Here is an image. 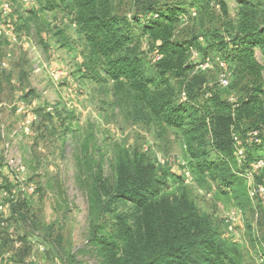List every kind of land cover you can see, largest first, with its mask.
Wrapping results in <instances>:
<instances>
[{
    "label": "rangeland",
    "instance_id": "rangeland-1",
    "mask_svg": "<svg viewBox=\"0 0 264 264\" xmlns=\"http://www.w3.org/2000/svg\"><path fill=\"white\" fill-rule=\"evenodd\" d=\"M175 1L113 3L117 13L132 19L142 15L145 5ZM226 1L234 16L236 0ZM211 2L219 13L216 0ZM186 20L178 35L184 37L191 30L200 34L195 22ZM141 42L146 69L152 74L156 52L149 51L147 39L141 38ZM83 49L75 25L59 10H44L40 0H0V172L14 183L5 184L7 199L16 190L19 198L28 199L37 232L58 239L65 258L71 254L77 264H108V249L119 262L126 261L134 244L148 240L152 224L146 218L147 207L122 201L96 222L98 212L88 174L94 168L103 187L113 190L120 157L131 162L142 158L156 172L154 184L161 192L153 208L156 213L163 205L181 215L187 214L191 204L196 207L197 227L180 226L179 240L206 228L221 242L238 246L242 261L233 264H264V210L249 199L246 204L235 198L216 181L198 180L188 167L182 133L145 123L130 104L115 96L112 83L92 82L81 75ZM217 57L220 55L209 54L212 68L203 73L193 69L192 75L200 76L203 90H220L225 97L237 99L239 89L219 86L222 69ZM257 59L264 66L260 52ZM228 69L235 84L234 65ZM181 89L186 91L185 85ZM254 156L263 159L264 149ZM20 168L24 171H17ZM186 172H190L188 177ZM263 176L258 174L256 180ZM233 212L239 221L229 234L225 221ZM94 227L99 236H106L107 243L90 242ZM159 233L166 243V225ZM47 245L43 254L35 250L36 260L30 264H63L51 243Z\"/></svg>",
    "mask_w": 264,
    "mask_h": 264
},
{
    "label": "trees",
    "instance_id": "trees-1",
    "mask_svg": "<svg viewBox=\"0 0 264 264\" xmlns=\"http://www.w3.org/2000/svg\"><path fill=\"white\" fill-rule=\"evenodd\" d=\"M40 1L44 10H59L75 25L84 48L81 52L84 61L78 70L81 75L92 82L112 83L115 96L130 104L145 123L181 132L188 167L194 176L198 180L209 178L218 182L247 204V182L241 175L250 163L262 159H256L254 153L264 149V66L257 59L258 52L264 57V0H236L238 9L234 16L226 0H216L219 13L213 9L211 0L151 3L144 6L141 16L132 19L117 13L113 0ZM188 12H192L190 17H187ZM184 18L187 22L194 21L200 34L191 30L190 34L179 36ZM141 38L149 42V51L161 56L154 62L152 74L146 69ZM193 51L205 58L211 53L219 54L234 65L236 83L231 81L229 88L239 89L237 99L231 101L220 90H203L198 82L200 76L192 75ZM184 85L188 97L181 101ZM254 131L258 132L259 143L248 136ZM234 135L244 140L247 148V161L242 167L235 158ZM155 173L154 167L145 165L142 158L131 162L122 155L115 188L109 190L103 187L95 169H89L98 212L96 222L109 213L113 205L128 201L139 208L147 207L146 218L152 224L147 242L134 244L127 252L126 261L119 262L114 252L109 253L107 249L108 264L241 262L236 244L221 242L206 228L178 239L180 226L186 225L189 230L197 227L194 225L196 207L191 204L187 214L181 215L176 209L163 205L162 211L156 213L153 208L161 192L154 184ZM258 181L264 182V176ZM12 212L19 221L32 227L33 233L28 237L50 242L63 264H77L71 254L65 258L58 239L53 241L37 232L28 199L15 202ZM162 225H166L168 231L166 243L159 233ZM92 232L90 242H108L106 236L97 234L96 227ZM2 240L5 247H10L9 238ZM24 242L19 252L20 261L31 251V246Z\"/></svg>",
    "mask_w": 264,
    "mask_h": 264
},
{
    "label": "built area",
    "instance_id": "built-area-1",
    "mask_svg": "<svg viewBox=\"0 0 264 264\" xmlns=\"http://www.w3.org/2000/svg\"><path fill=\"white\" fill-rule=\"evenodd\" d=\"M33 1V0H32ZM192 15L195 17L196 12H193ZM201 56L200 53L197 51H193L191 54L190 62L195 66V69L200 72H207L212 68V61L210 58H203L202 61H199V57ZM161 58L160 54L155 53V61H158ZM218 65L222 69V73L220 74L219 79V86L223 89L229 88L232 80V71H230L229 65L230 63L223 59L222 57H217ZM187 93L182 92L180 94V100L185 101L187 100ZM234 101V99H230ZM249 137L255 139L257 143H259L258 132H250L248 134ZM234 142H235V158L237 160V164L239 167L245 165L247 161V148L242 140L238 135H234ZM250 145V144H248ZM160 164H165L164 160H160ZM17 171L23 172L24 168H20ZM258 174H264V159H259L249 164V167L245 170V172L241 175L245 178L247 182V192L251 204L255 207H259L264 210V182H259L256 180V176ZM185 175L188 177L190 172H186ZM33 191V190H32ZM0 210H3V207H0ZM239 216L237 213L233 212L229 216H227L225 221V227L229 234L235 232V228L238 225Z\"/></svg>",
    "mask_w": 264,
    "mask_h": 264
},
{
    "label": "crops",
    "instance_id": "crops-1",
    "mask_svg": "<svg viewBox=\"0 0 264 264\" xmlns=\"http://www.w3.org/2000/svg\"><path fill=\"white\" fill-rule=\"evenodd\" d=\"M1 176L4 178H2ZM6 183H12L14 185L9 175L7 176V174L0 172V207H3V210H0V213L2 212V216L0 217V263L30 264L32 261L36 260L35 250H37V252L39 253H41L42 251L41 254H43L44 249L46 250V246L48 247V245L46 242L38 240L36 237H28L33 233L32 227L29 224L19 221L12 212V205L21 198H19L16 190L14 193H11L12 199H7V193L4 190ZM4 199L5 202L3 201ZM1 204H3L4 206H1ZM4 237L9 238L10 247H5L3 245L2 239ZM24 240H26L27 243L31 246V251L27 256L24 257L23 261H20L19 252L24 247ZM36 244L38 246H36ZM45 256L47 255L45 254Z\"/></svg>",
    "mask_w": 264,
    "mask_h": 264
}]
</instances>
